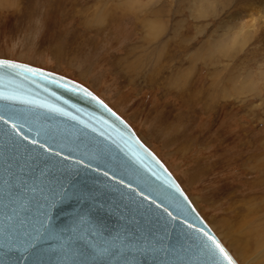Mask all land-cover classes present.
Here are the masks:
<instances>
[{
  "label": "rangeland",
  "instance_id": "obj_1",
  "mask_svg": "<svg viewBox=\"0 0 264 264\" xmlns=\"http://www.w3.org/2000/svg\"><path fill=\"white\" fill-rule=\"evenodd\" d=\"M202 2L199 15L195 0H0V59L42 67L98 95L159 156L244 264L229 244L242 242L257 257L256 239L264 240V83L252 68L262 61H244L258 44L250 39L241 51L227 43L223 54L231 61L216 54L203 64L194 55L227 22L247 23L256 0ZM260 15L253 14L256 24ZM148 20L162 34L150 35ZM217 61L222 65L213 66ZM214 69L225 81L231 71L251 73L258 86L240 100L227 98L212 85Z\"/></svg>",
  "mask_w": 264,
  "mask_h": 264
},
{
  "label": "water",
  "instance_id": "obj_2",
  "mask_svg": "<svg viewBox=\"0 0 264 264\" xmlns=\"http://www.w3.org/2000/svg\"><path fill=\"white\" fill-rule=\"evenodd\" d=\"M0 60L37 70L0 67V115L16 117L0 121V264H213L204 232L239 264L165 163L98 95L42 67ZM102 146H119L133 168L107 164ZM69 180L104 201L99 223H49Z\"/></svg>",
  "mask_w": 264,
  "mask_h": 264
},
{
  "label": "bare ground",
  "instance_id": "obj_3",
  "mask_svg": "<svg viewBox=\"0 0 264 264\" xmlns=\"http://www.w3.org/2000/svg\"><path fill=\"white\" fill-rule=\"evenodd\" d=\"M194 4H195V13H197L199 15H201L202 13H205L202 0H195ZM251 5H252L251 9H254V7L257 9L255 11L256 13H253V14H257V15L261 14L259 19H258V24H256L255 19H257V18H254L255 16H253V14H248L249 20L245 24H243V23H237L236 24V22L235 23L234 22H227L226 26H224L222 28V33L217 35V37H216L217 39L210 40V38H208V41H206V43L203 44L204 46L200 47L198 50L195 51L194 56H195V58H197V60L198 59L203 60V64H206L204 62V60H206V59L208 60V62H215V60H213L214 58H212V57H214V55L216 56V54L220 55V58L216 56L217 58H219L218 60H223L225 58H228L230 60L229 56L223 54L224 53L223 47L227 43H229L233 47L240 46L242 48L241 51H243L246 49V44H248L250 39H251V40H253V42H255L253 44H258V45H257V48L254 49V51L249 52V54L245 58L246 60H244V61H246L248 67L250 66L249 61H255L257 59L258 64L260 63V61H262L260 66L257 65L256 62H254L253 63L254 66L252 68L257 69L253 73H256V71H257V73H259L258 74L259 77L262 78L263 83H264V0H256V3L253 2V4H251ZM221 7H222L221 9H223L224 6H221ZM227 8H229V6ZM216 9H217V7L211 8V13L215 14ZM246 11H247V9H246ZM248 13H250V12H248ZM215 16H217V15H215ZM230 19L236 20V18L233 16ZM155 23H156L155 20H148L147 22H145L149 34L153 35V37H156V36L162 34V29L160 27H158L157 23H156L157 24V26H156ZM247 25H249V27H247ZM250 28H252V29L250 30ZM220 29H221V26H220ZM254 31H255V33H254ZM216 32L218 33V31H216ZM245 55L246 54L243 53V56H245ZM226 62L227 61H225V63ZM219 64H221V61H217L216 63L213 64V66H215V65L219 66ZM214 68H216V67H214ZM219 70L224 71L225 67L223 69H219ZM219 70L215 71V69H214L215 72L212 73V79H213L212 85L214 86V88L217 85L218 86L221 85L222 86L221 88H223L222 90L224 91V95L227 98H230V96L232 95L233 98L240 100L239 96L245 94L244 92L247 91L248 88L258 86V84L256 83V79L254 78L255 75H253L251 73H248L247 75L246 74L243 75V74H241V72L239 70H237V73H235L236 70H235V72L231 71V75L228 73V75H230V76L225 81L221 77L222 71L220 72ZM227 72L223 73L224 77L227 75ZM214 84H217V85H214ZM229 92H232V93H229ZM231 99H232V97H231ZM256 245H257V249L255 252H257L259 250V252L257 254L258 258L254 255H250L248 253V252H250L249 247H247L242 242H234L233 244H231V243L229 244L230 248H233L234 252L237 253L242 258V260L244 261V264H264L261 261V259H262L261 255H264V240L262 239V237H261V239L260 238L256 239ZM252 254H254V253H252Z\"/></svg>",
  "mask_w": 264,
  "mask_h": 264
},
{
  "label": "snow or ice",
  "instance_id": "obj_4",
  "mask_svg": "<svg viewBox=\"0 0 264 264\" xmlns=\"http://www.w3.org/2000/svg\"><path fill=\"white\" fill-rule=\"evenodd\" d=\"M0 67L20 69L26 73L32 74H35L37 71L36 69L13 64L6 60H0ZM77 87H79V85H73L74 89ZM15 119L16 117L14 114H8L7 118H5V115H0V121L5 124H9L10 121H15ZM11 128L18 130L17 123H11ZM25 139H27V137H25ZM41 147H43V145H41ZM117 149L118 151L114 152L111 148L102 146L97 149V155L107 164L112 165L113 168L127 167L132 169L134 161L128 157L127 153L123 152V149H119V146H117ZM121 153H123V155H121ZM85 166L87 167V165ZM103 174L106 177L109 176L108 171H105ZM117 183L122 184L129 192H136V188L132 186L130 181L126 183L123 179H119ZM176 187L178 189V186ZM139 194L143 199H148L147 196H143V191ZM152 203H155V201L153 200ZM157 207H159V205H157ZM104 209L105 203L100 199L99 194L85 188L75 187L69 180L67 184L60 185L59 192L51 202L49 223L57 219L61 222H67L72 226L83 225L85 223H99L101 218L98 214ZM165 211H167V209H165ZM169 215H171V213H169ZM202 235L206 238L205 241L202 242L203 247L208 250L210 257L215 258L213 264H225V262L226 264H235V261L229 253L214 236L209 235L207 232L202 233Z\"/></svg>",
  "mask_w": 264,
  "mask_h": 264
}]
</instances>
